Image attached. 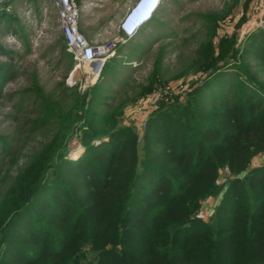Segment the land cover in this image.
<instances>
[{
	"label": "trees",
	"instance_id": "obj_1",
	"mask_svg": "<svg viewBox=\"0 0 264 264\" xmlns=\"http://www.w3.org/2000/svg\"><path fill=\"white\" fill-rule=\"evenodd\" d=\"M206 18L189 66L203 78L183 100L151 101L141 132L124 110L162 84L160 60L132 97L104 93L113 58L68 108L34 82L36 108L0 131V264H264V159L253 164L264 156V31L241 46L218 36L224 14ZM12 72L0 62V94Z\"/></svg>",
	"mask_w": 264,
	"mask_h": 264
},
{
	"label": "rangeland",
	"instance_id": "obj_2",
	"mask_svg": "<svg viewBox=\"0 0 264 264\" xmlns=\"http://www.w3.org/2000/svg\"><path fill=\"white\" fill-rule=\"evenodd\" d=\"M5 1L0 5V11L5 8V13H0V42L7 54H0V62L11 63L13 76L0 94V131L12 133L23 115L36 108L33 93L30 92L34 82L46 95L68 108L79 93L89 91L99 76L93 74L92 66L78 64L66 47L63 48L57 8L52 0ZM76 2L80 9V31L92 44L119 40L117 47L121 45L120 51L115 49L105 61L113 58L112 63L116 64L113 74L103 76V84L109 87L104 93L115 95L119 92L121 96H134L160 60L159 80L162 84L155 91L159 89L165 96L153 102H171L177 97L183 100L185 93L203 78L200 72L189 66L195 57L197 44L209 33L206 16L224 14V19L218 20V36L236 33L241 46L248 34L264 31V0H169L139 34L121 39L118 38L119 22L133 0ZM134 47L137 50L131 53ZM99 66L96 65L95 72ZM230 72V69L224 70L226 74ZM17 108L18 111H15ZM152 110L150 101L140 98L124 110L122 124H135L141 132L144 119ZM51 134L52 129L30 135L25 143H21L24 145L21 155H29L31 149L46 141ZM77 138L73 134L69 141L70 158H78L83 152ZM263 159L264 156H261L253 164ZM224 176L221 171L220 183H223L221 178ZM214 203L212 197L204 201L200 214L203 219L208 220L211 216Z\"/></svg>",
	"mask_w": 264,
	"mask_h": 264
},
{
	"label": "built area",
	"instance_id": "obj_3",
	"mask_svg": "<svg viewBox=\"0 0 264 264\" xmlns=\"http://www.w3.org/2000/svg\"><path fill=\"white\" fill-rule=\"evenodd\" d=\"M52 2L57 8L59 26L67 52L71 53L73 59L78 64L92 66L94 69V73H92L98 77L105 61L117 48L119 40H114L112 43L92 44L80 31V9L76 0H52ZM6 9H8V7H6ZM118 35V38H124L120 33H118ZM97 64H100V66L95 72ZM90 70H92V68H90ZM160 92L161 90L157 89L147 100L151 102L158 100L160 96L164 97L165 94ZM222 172L225 176L221 178V182L224 183L228 171L224 169Z\"/></svg>",
	"mask_w": 264,
	"mask_h": 264
},
{
	"label": "clouds",
	"instance_id": "obj_4",
	"mask_svg": "<svg viewBox=\"0 0 264 264\" xmlns=\"http://www.w3.org/2000/svg\"><path fill=\"white\" fill-rule=\"evenodd\" d=\"M169 0H133L124 12L118 30L124 38L139 34L154 20L163 5Z\"/></svg>",
	"mask_w": 264,
	"mask_h": 264
},
{
	"label": "crops",
	"instance_id": "obj_5",
	"mask_svg": "<svg viewBox=\"0 0 264 264\" xmlns=\"http://www.w3.org/2000/svg\"><path fill=\"white\" fill-rule=\"evenodd\" d=\"M3 1H5V0H0V5H2V3H3ZM213 201H214V198H213ZM205 205H209V203H205ZM203 207H204V203H203ZM203 209V208H202Z\"/></svg>",
	"mask_w": 264,
	"mask_h": 264
},
{
	"label": "bare ground",
	"instance_id": "obj_6",
	"mask_svg": "<svg viewBox=\"0 0 264 264\" xmlns=\"http://www.w3.org/2000/svg\"><path fill=\"white\" fill-rule=\"evenodd\" d=\"M76 157V156H75Z\"/></svg>",
	"mask_w": 264,
	"mask_h": 264
}]
</instances>
